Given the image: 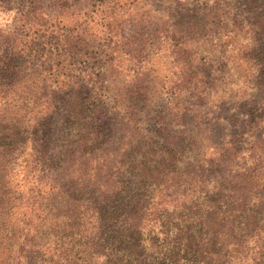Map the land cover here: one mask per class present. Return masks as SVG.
<instances>
[{
	"label": "trees",
	"instance_id": "1",
	"mask_svg": "<svg viewBox=\"0 0 264 264\" xmlns=\"http://www.w3.org/2000/svg\"><path fill=\"white\" fill-rule=\"evenodd\" d=\"M199 1L165 29L170 84L145 83L144 68L120 77L110 41L94 69L48 68V86L22 68L25 55L0 51V264L40 250L48 264H264V178L228 169L242 153L231 140L206 178L195 128L224 106L234 128L264 123V0ZM198 46L220 53L214 67ZM63 48V61L89 57ZM226 64L252 85L239 103L231 89L211 93L225 76L236 85Z\"/></svg>",
	"mask_w": 264,
	"mask_h": 264
},
{
	"label": "rangeland",
	"instance_id": "2",
	"mask_svg": "<svg viewBox=\"0 0 264 264\" xmlns=\"http://www.w3.org/2000/svg\"><path fill=\"white\" fill-rule=\"evenodd\" d=\"M199 3V0H0V51H15L25 55L20 64L22 68L35 70L38 86H48L51 78L48 68L50 71L79 68L83 59L90 63L86 66L87 70L94 69L101 60L99 53L103 55L109 51L106 45L110 41L113 69L121 72L120 77L135 69L144 68L150 72L145 83L161 84L165 81L170 84L172 70L176 67L172 57H169L172 47L165 45L163 40L165 29L169 25L174 27L172 24H177L182 19L179 15L181 8L192 9ZM239 37L242 41L246 38L244 34ZM206 39L208 38H203L201 46H209L215 42H207ZM223 40L224 38L221 42ZM68 45L80 49L81 55L89 57H82L78 61H63L59 54ZM201 46H198L199 57L205 56L208 61L212 59L211 65L214 67L220 60V53L214 51L206 55L201 53ZM209 48L213 50L214 47ZM226 65V69H230L229 64ZM229 71L233 73V79L237 80L236 85L229 84L225 76L214 85L215 89L211 93L226 92V95H230L231 89L233 98H230V102L239 103L243 98H248L252 85L245 81L247 71L243 69V65ZM129 77L126 76L124 82L128 83ZM244 81L246 85H243ZM45 91L36 95L45 100ZM229 106L230 104L227 105ZM256 114H261L264 119V108L257 109ZM200 117L201 121L195 128L202 150L206 153L207 168L211 170L206 178H218L214 176L215 169H218L212 165L215 155L212 152H220L230 140L237 147L240 146L238 150L242 153L238 157H232L233 166H228V169L233 168L235 171L252 167L264 178V123L258 126L253 135L251 130L246 131L236 126L234 128L225 106L218 114L208 115L203 112ZM250 140L256 142L255 147L250 146ZM29 152L32 150H28ZM184 156L188 160L190 154ZM37 215L38 212L31 215L32 222L36 224ZM19 228L22 233L26 232L21 225ZM35 239L38 240L35 243H46L48 235H37ZM38 253L43 257L36 256L35 260L23 258L18 264H48L43 261L47 253L42 250Z\"/></svg>",
	"mask_w": 264,
	"mask_h": 264
}]
</instances>
